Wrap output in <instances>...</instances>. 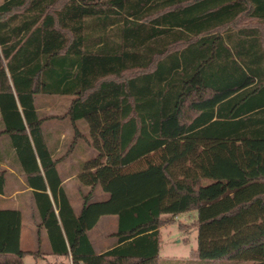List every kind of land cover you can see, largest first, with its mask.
<instances>
[{"label": "trees", "instance_id": "trees-1", "mask_svg": "<svg viewBox=\"0 0 264 264\" xmlns=\"http://www.w3.org/2000/svg\"><path fill=\"white\" fill-rule=\"evenodd\" d=\"M36 94L72 96L75 137L82 119L97 150L77 177L108 197L78 214ZM0 116L52 254L160 264L163 216L196 210L191 263L264 264V0H2ZM102 215L116 244L96 253ZM20 230L0 209V264L37 256Z\"/></svg>", "mask_w": 264, "mask_h": 264}, {"label": "crops", "instance_id": "crops-1", "mask_svg": "<svg viewBox=\"0 0 264 264\" xmlns=\"http://www.w3.org/2000/svg\"><path fill=\"white\" fill-rule=\"evenodd\" d=\"M42 95L45 94H36L34 96V103L38 113H39V108L37 105V97ZM39 116L43 118L41 127L47 147L51 152L52 157L57 159L56 168L61 178V185L72 205L69 192L71 191L73 195H77L76 190L77 188L80 187L78 183L82 184L79 181L77 175L81 171L82 164L88 159L80 158L78 159V168L77 166L75 168H70L68 166L67 160H69V158L73 153L72 152L73 145H70L69 149L65 152L64 151L65 145L63 142V138L65 134L62 127H60L55 120L54 121L51 120L49 118V115L42 116L39 113ZM67 118H69L67 115L63 117V122H65L68 125L69 124L71 125L72 124L71 121H68ZM75 124L78 129V120L75 122ZM79 136H80V131L78 136L76 137L73 136L75 141L79 138ZM86 141L90 142L87 138ZM0 169L3 171V178H4L3 191L0 192V209H17L21 212L20 248L23 251H38L37 256L29 254L34 258H36L34 264H39L38 262L39 259L43 261L45 260V264H61V263L72 264L70 255L65 257V256H57L51 253L46 231L43 227L40 226V218L32 197L33 189L26 184L25 176L23 174L19 161L16 157L14 148L11 145L9 136L4 132V125L1 120V116H0ZM84 187L87 188V192H84L86 188H81V187L79 188V193L81 195L80 210L82 207V197L88 195L90 199L92 192L95 189V187L91 188L87 185H84ZM72 208L75 214H78L80 212V210L79 212H77V210L74 208L73 205ZM104 216L106 215L100 216L96 224L87 231L88 238L96 253L103 252L113 247L116 244V238L115 236H113V233L117 229L116 215H108L110 216L109 217L110 219H107L105 223L107 224L114 222L115 227L111 228L108 232L103 233V237L109 236L110 238L113 239L111 243L109 244L100 243L99 247L96 248L95 242H93V240L90 238L89 235L90 231H92L99 224L101 218H104ZM25 218H27L29 224L26 230L23 225V220ZM171 258H176V257L172 256ZM22 264H23V259H22Z\"/></svg>", "mask_w": 264, "mask_h": 264}, {"label": "rangeland", "instance_id": "rangeland-1", "mask_svg": "<svg viewBox=\"0 0 264 264\" xmlns=\"http://www.w3.org/2000/svg\"><path fill=\"white\" fill-rule=\"evenodd\" d=\"M2 0H0L1 2ZM70 95H42L37 97V105L39 108L40 115H49L51 120H55L64 131V151L69 149L70 145H73L72 155L67 160L68 166L70 168H78V159L84 158L89 159L96 156L97 150L93 147L91 142H87L86 138L90 140L87 124L84 120H78V129L80 131L79 138L75 141L73 136L74 130L72 124L68 125L63 122V117L66 116V108L71 100ZM50 120V121H51ZM68 121L69 118H67ZM66 120V121H67ZM73 143V144H72ZM138 163L132 164V168L137 166ZM81 188L84 187L83 184L78 183ZM79 187V188H80ZM79 188H77V195H73L70 191L69 196L74 208L79 212L81 206V195L79 193ZM84 192H87V188ZM108 197V193L104 192L99 185L95 187L89 201H101ZM110 216L106 215L101 218L99 224L90 231V238L95 242L96 248L99 244H109L112 242V238L109 236L103 237L104 232H108L111 228L115 227L113 223H105ZM113 217V216H112ZM166 219V223L161 227L162 242L160 245V264L165 263V259L175 256L178 258V262H173L174 264H193L188 259V255L191 249L196 247V226L195 219L197 217L196 210H190L178 214L177 216L166 215L163 216ZM23 225L25 230L29 226L27 218L23 220ZM102 237V238H101ZM36 250V249H35ZM36 258L31 255H26L23 258V264H34ZM38 260V259H37ZM39 264H45V260H38ZM62 264V263H61Z\"/></svg>", "mask_w": 264, "mask_h": 264}]
</instances>
